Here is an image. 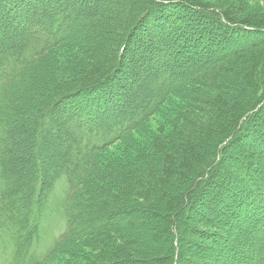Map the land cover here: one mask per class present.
Here are the masks:
<instances>
[{"label":"trees","instance_id":"16d2710c","mask_svg":"<svg viewBox=\"0 0 264 264\" xmlns=\"http://www.w3.org/2000/svg\"><path fill=\"white\" fill-rule=\"evenodd\" d=\"M67 3L68 5H66ZM100 3L99 0H88L86 10L80 11L78 0H66V2H60L50 9L46 8L44 1L40 0L39 4L35 5V9L26 6V9L28 8V11L33 14L32 17L28 16L26 19L28 24L26 27L33 30V34L28 35L25 39L15 36L0 38V234L6 235L5 240H8L13 247L12 264H46L54 255L62 254L60 248H68L81 235L87 233L90 236L96 231L113 229L112 221L117 217V213L108 210V207L112 203H119L121 206L124 203L121 199L122 196L129 195L133 189L135 190V187L124 186L122 188L121 185L123 189L121 194L113 190L116 182L120 184L123 181L118 175L125 172L126 162L109 157L107 150L121 142L129 132L142 128L151 117H155L157 109L167 105L169 98H174L175 92L170 85L184 82L190 77H198V74L203 72L201 64L198 63L201 58L195 62L194 60L186 61V66L190 68L189 76L176 65L175 61L178 58L186 57L181 53L182 50L185 51L186 46H190L193 53L198 54L199 52L202 55L215 50L212 48L214 39H205L196 35L195 31H192L189 36H181L182 43L177 46L174 45V41L173 44L170 43L172 39L166 38V41L170 42H166V46H161L160 49L168 48V43L173 45L174 51L171 52L169 61L165 60V62H167L166 64L174 63L171 67L161 71L159 76L154 77L153 83L149 85L148 78L146 79V76L140 75L138 72L141 61L143 62L146 57L144 55L146 47H143L142 50L140 49L142 56L129 68L132 72H136L137 88L135 91H130L126 86L121 88L123 89L121 93L124 91L125 95L122 107L116 108L113 104L109 107V115L105 114L104 116H99L100 112L89 116L82 107L75 108L74 114H71L69 110L64 111L61 108L62 104H72V101H75L78 96L94 86L101 85L111 77L114 68H116L117 59L119 61V58H123L124 53L122 52L126 51L127 47L129 48L131 45L133 49L135 42H138V46L141 47L144 36L150 39L154 38L156 34L154 31L148 32L147 35L138 33L140 27H135L134 24L139 17L143 18L149 12L153 14V11L158 8L171 11L174 7L182 5V11L191 10L197 16L208 19L213 25L210 27L212 32L210 34L213 36H216L219 30L228 31L227 28H229L232 32L241 31L243 35L246 33L254 35L264 44V20L241 19L235 21L230 18V14L209 4H203L200 0L197 5L183 0H156L154 4H150L147 0H135L134 3H131V7L123 9L117 15L110 14L109 16L113 19L116 16L119 20L120 17L125 18L124 22L121 20L116 22V28L122 27L125 30L126 27H131L132 31H137L139 39L134 40V36L132 42H127L123 47L124 50L116 54L118 56L116 64L112 59L113 62L108 66L107 64L103 65L99 70L96 68V71L94 70L92 73L87 72L90 70L84 72V67H78L82 64L80 63L81 59L89 61L91 55L98 50L96 48L98 42L94 44V41L87 39L86 46L84 41H80L75 34L81 27H86L87 31L90 30L95 26V23L99 28L100 25L96 19L108 18L104 17L106 11L102 9ZM69 5L73 6L72 9L68 8ZM140 11V16L135 19L133 12ZM130 12L132 14H129ZM128 19L131 20L130 23ZM79 44H83L80 49ZM60 51L63 53L76 51L78 53L71 54L77 59L74 61L67 59L65 63H61L58 54L61 53ZM157 51L161 52L158 49ZM216 54H218L217 51L210 57ZM210 57H205L203 62L213 63L214 59H209ZM237 59L236 63L235 60L233 62L227 60L226 62L229 63H224L226 66L228 65L227 67L224 65L225 68L218 67V71L230 76L229 80L226 77L224 79L217 78L218 75L210 78V81H226L225 79H227V82L233 86V95L226 104L236 103L241 112L237 111L238 114L228 120V115L233 112L230 108L228 115H225L222 121H217L211 126L210 133L217 134V137L213 139L215 142L220 140L222 135L227 133L229 135L214 146L213 163L202 175L205 178H202V183L195 195L198 198L209 181V172L224 162V151L231 146L230 149L233 151L236 147L238 152H242L244 147L239 142L240 137L246 136L245 138H247L251 129L254 131L253 129L258 128V124L264 120V51L261 56L248 54L247 58L238 57ZM70 65H72V71ZM74 66H77V70L73 68ZM40 69H45L50 79H56L57 84L46 88V91L35 103L34 110H27L35 94V85L29 80L33 79L32 82L42 80L41 73L34 74ZM106 70L109 71L106 73ZM86 75L88 80H85ZM83 76L85 77L82 78ZM92 80H94V84L90 82ZM90 83L91 85H88ZM142 101L143 104H141ZM182 143H168L171 148L167 143L157 147L155 162L148 165V161H146L143 169L141 168L146 176L152 177L153 181H156L154 184L160 186L156 191L154 185L150 183L143 182L141 184L144 193L148 195L150 192L159 193V198L152 202L153 205L156 203L159 205L164 198L166 199L162 195V191L171 185L172 180L182 179L184 165H188L192 161L203 160L205 156L204 153L192 154L194 147L192 145L195 144L191 140ZM173 150L182 155L178 165L172 159L170 152ZM226 171L230 170L225 169L223 176L232 174L231 172L228 174ZM250 171L252 170L250 169ZM62 180L65 181L66 191L62 202L56 203L64 228L46 249L45 254L38 256L34 253L33 248L40 242L44 228L36 225V222L42 218L47 200L55 184ZM214 182L211 179L209 183V186L212 187L211 190L217 186ZM195 184L196 182L190 187ZM195 190L196 188H193L188 195H181L180 200L188 201L186 199L190 198ZM250 192L253 191L250 190ZM98 195H104V201L101 207L95 209L90 202L95 200ZM192 198L195 201L196 197L192 196ZM254 202L261 206L264 227V199L259 198ZM172 230L176 233V228L168 224L167 227L165 226L159 231V237H162L161 234H165L166 231ZM174 236L175 240L170 243V248L174 252L170 260H172V264H179L180 246L178 243L180 239H178V234H174ZM261 243L259 259H254L255 262H253V257L249 259L246 256L247 253H243L242 259L240 258L236 263L264 264V240ZM174 249L176 250L173 251ZM238 256L240 254H237L236 257ZM254 257L256 256L254 255Z\"/></svg>","mask_w":264,"mask_h":264},{"label":"rangeland","instance_id":"374dc122","mask_svg":"<svg viewBox=\"0 0 264 264\" xmlns=\"http://www.w3.org/2000/svg\"><path fill=\"white\" fill-rule=\"evenodd\" d=\"M42 1L49 9L60 2H66V0ZM87 1L78 0L80 11L86 10ZM99 1H101L102 9L106 11L104 17L107 16L108 18L96 19L100 25L99 28L97 27L98 24L95 23L96 27L94 26L88 31L86 27V29L81 27L77 29L75 34L80 41H84L86 46L87 39L94 41V44L98 42L96 44L98 50L91 55L90 60L81 59L82 62L80 63L82 64L78 67H84V72L90 70L87 72L92 73V71H96V68L99 70L103 65L107 64L108 66L113 62L112 59L115 63L118 58L116 54L123 51V47L127 42H132L134 36V40L136 38L138 40V33L147 35L148 32L154 31L156 34L151 39L144 36L141 47L138 46V42L133 43V49L131 45L130 49L127 47V50L122 52L124 53L123 58H119V61L117 59L116 68L106 82L81 94L75 101H72V104L61 105L64 111L69 110L71 114L75 113L73 111L75 108L82 107L89 116L95 112H100L99 116H104L108 114L111 105L114 104L116 108L122 107L125 95L124 91L121 93L123 90L121 88L126 86L130 91H135L137 88L136 72H132L129 68L142 56L143 47H146L144 54L146 57L143 62L141 61L138 72L140 75L146 76V79L148 78L147 83L149 85L153 83L154 77L159 76L161 71L171 67L174 63H165V60L169 61L171 52L174 51L173 45L168 43V48L160 49L161 46H166V42H170L166 41V38L172 39L170 43L173 44L174 41V45L177 46L182 43L183 38L181 36H189L192 31H195L196 35L205 39H214L212 40V48L215 50L203 54L205 55L203 56L199 52L198 54L193 53L191 47L186 46L185 51H181L186 57L178 58L175 61L176 65L183 69L184 73H188L190 68L186 66V61L194 60L195 62L201 58L198 63L201 64L200 67L202 66L203 72L198 74L199 78L190 77L184 82L170 85L175 92L174 98H169L167 105L157 109L158 112L155 117H151L142 128L129 132L121 142L114 144L107 150L109 157L126 162L125 172L118 175L123 180L122 184L116 182L113 190L121 194L124 186L135 187V190L133 189L129 195L122 196L121 199L124 203L121 206L119 203H112L108 207V210L117 213V217L112 221L113 229L102 232L96 231L90 235L91 237L87 233L81 235L68 248H60L62 254L54 255L46 264H172L170 259L174 252L170 248V243L175 240L174 234H178V239H180L178 243L180 246L179 264H238L236 261L243 257V253H247L246 256L249 259L253 257L252 261L255 262L254 259L260 258V243L264 240L261 206L254 202L259 198L264 199V120L258 124V128L253 129L254 131L251 129L247 138H245L246 136L240 137L239 142L244 147L242 152H238L236 147L233 151L230 149L231 146L224 151V162L209 172V181L206 182L207 184L199 198L195 195L202 183L201 180L205 178L202 176L204 171L213 163L214 146L229 135L228 133L224 134L220 140L215 142L213 139L217 137V134L210 133L211 126L217 121H222L224 116L228 115L230 108L233 112L228 115V120L237 115V111L240 110L236 103L226 104L233 95V86L227 82L230 76L218 71V67H224V63L233 62V60L236 63L238 57L247 58L248 54L261 56L264 51V44L254 35L248 33L243 35L241 31H239L240 33L238 31L232 32L229 28H227L228 31L219 30L217 35L213 36L210 34L212 33L210 27H213L211 22L197 16L191 10L182 11V5L174 7L171 11L158 8L153 11V14L149 12L143 18L139 17L141 11L133 12L135 19L139 17L134 24L135 27H140L138 33L136 30L132 31L131 27H126L125 30L122 27L116 28V22L120 20L124 22L125 18L120 17L119 20L115 16L113 19L109 15H117L123 9L131 7V3H134L135 0ZM147 1L154 4L156 0ZM183 1L197 5L199 0ZM39 2L40 0H0V38L15 36L19 39H25L28 35L33 34V30L26 27V25L28 26L26 19L33 15L28 11V8L34 7L35 9V5L37 6ZM200 2L230 14V18L235 21L241 19L264 20V0H200ZM72 7L69 5L68 8L72 9ZM121 41L122 46L120 47ZM73 44L75 43L73 42ZM202 44L206 47L204 43ZM68 47L70 48V46ZM78 47L80 49L83 44H79ZM157 49L161 52L158 53ZM175 50L177 49L175 48ZM198 51L200 50L198 49ZM215 51L218 54L210 57ZM71 53L78 52L58 53L60 62L65 63L67 59L69 61L77 59ZM113 54H115L114 58H112ZM205 57L214 59V62L211 64L206 62V64L203 62ZM227 60L229 62H226ZM62 66L65 68L63 64ZM73 68L77 70V66ZM70 70L72 71V65H70ZM108 71L106 70V73ZM39 73L43 76L42 80L37 82H32L33 79L29 80L35 85V94L29 103L31 107L28 106L27 110H34L35 103L46 91V88L57 84L56 79H50L45 69H40L34 74ZM215 76L222 79L226 77L227 79H225L226 81H210V78ZM87 77L86 75L85 80H88ZM90 82L93 83L94 80ZM143 103L142 101L141 104ZM245 135L247 134L245 133ZM186 140L187 142L191 140L195 144L192 145L194 146L192 154L204 153L203 160L192 161L188 165H184L182 179L175 178L172 180L171 185L162 191V195L166 199L164 198L159 205L157 203L153 205L152 202L158 200L159 193L150 192L148 195L142 191L141 184L143 182L150 183L154 185L156 191L160 186L154 184L156 181H153L152 177L146 176L141 168L143 169L146 161H148V165L155 162L157 147L163 146L164 143L171 144V142H177V144L183 142L182 144H184ZM212 141H214L213 144ZM168 146L170 147V145ZM170 153L178 165L182 155L178 151L175 153L174 150ZM223 168L230 170L226 172L232 174L223 176L225 170ZM245 176L246 179L244 180ZM211 179L217 185L214 190H211L212 187L209 186ZM194 182L196 184L190 187ZM101 186L103 185L101 184ZM193 188H196L192 195L194 198L196 197L195 201L192 200V196L186 199L188 201L180 200L181 195H188ZM65 191V181L62 180L55 184L47 200L43 216L36 222V225L44 228L40 242L33 248L34 253L38 256L45 254L46 249L64 228L56 202H62ZM249 193L251 194L249 195ZM103 201L104 195H98L90 203L92 207L97 209L102 206ZM168 224L176 228V233L174 230L166 231L165 234H161L162 237H159V231L165 226L167 227ZM230 235L233 236V239ZM5 237L6 235L0 234V264H12L13 247L8 240H5ZM237 254L240 256L236 257Z\"/></svg>","mask_w":264,"mask_h":264},{"label":"bare ground","instance_id":"6f19581e","mask_svg":"<svg viewBox=\"0 0 264 264\" xmlns=\"http://www.w3.org/2000/svg\"><path fill=\"white\" fill-rule=\"evenodd\" d=\"M169 8V7H168ZM181 56H183V55H181ZM165 63H167V62H165ZM148 64V63H147ZM242 227V226H241ZM231 236V235H230ZM236 236V235H235ZM242 236V235H241ZM231 238L233 239V236H231ZM243 238H244V236H243ZM243 241V240H242ZM253 244H255L254 242H253ZM254 250V249H253ZM222 253V252H221ZM235 253V252H234ZM223 256H224V254H223ZM237 256V255H236Z\"/></svg>","mask_w":264,"mask_h":264}]
</instances>
